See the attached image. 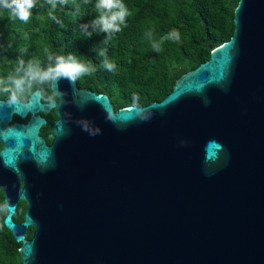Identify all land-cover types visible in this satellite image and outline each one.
Here are the masks:
<instances>
[{"label":"water","instance_id":"1","mask_svg":"<svg viewBox=\"0 0 264 264\" xmlns=\"http://www.w3.org/2000/svg\"><path fill=\"white\" fill-rule=\"evenodd\" d=\"M233 13L231 38L158 102L115 110L65 78L57 103L0 100L13 264H264V0ZM51 107L48 147L35 113Z\"/></svg>","mask_w":264,"mask_h":264},{"label":"trees","instance_id":"2","mask_svg":"<svg viewBox=\"0 0 264 264\" xmlns=\"http://www.w3.org/2000/svg\"><path fill=\"white\" fill-rule=\"evenodd\" d=\"M122 2L130 15L121 31L111 34L92 25L98 15L97 0H55L54 9L47 0H35L27 22L0 8V93L26 98L51 81L25 77L29 63L47 71L57 56L67 60L72 54L89 68L75 78L77 87L106 94L115 110L158 102L179 77L207 61L215 47L231 38L238 0ZM171 31L178 32L180 39L162 41ZM152 43H159L161 50L154 51ZM101 50L105 56L99 55ZM105 58L115 65L112 71L102 66ZM20 78L25 83L18 89L12 81ZM3 198L0 190V205ZM25 209L21 201L13 217L16 223L22 222ZM6 213L0 211V264H13L10 256L16 241L3 224Z\"/></svg>","mask_w":264,"mask_h":264},{"label":"clouds","instance_id":"3","mask_svg":"<svg viewBox=\"0 0 264 264\" xmlns=\"http://www.w3.org/2000/svg\"><path fill=\"white\" fill-rule=\"evenodd\" d=\"M47 2L52 5L53 9L56 7L55 0H47ZM34 6L35 0H0V8L9 10L13 17L18 18L23 22H27L29 20L31 16V9ZM95 9L98 12V15L92 21V25L94 27H99L100 31L106 34L121 31V25L125 22L126 17L130 15L129 10L123 4L122 0H97ZM88 35L90 36L91 33H88ZM179 39L180 34L176 31H171L166 36L162 37V41H178ZM152 47L154 51L159 52L161 50L159 43H152ZM99 55L105 56V50H101ZM102 66L108 71H112L115 67V65L107 58L103 60ZM91 71H95V69L92 68ZM88 72V67L78 63L75 56L69 54L67 60L64 56H57L55 59V65L50 66L47 71L34 69L31 63H29L24 75L31 80H39L41 82L51 80L57 82L58 84V81L61 78L74 82L78 75ZM12 83L19 89L24 85L25 80L23 78L14 79ZM98 132L99 130L97 129L96 132L92 134L95 135ZM0 211H11V205L8 203L0 205Z\"/></svg>","mask_w":264,"mask_h":264},{"label":"flooded vegetation","instance_id":"4","mask_svg":"<svg viewBox=\"0 0 264 264\" xmlns=\"http://www.w3.org/2000/svg\"><path fill=\"white\" fill-rule=\"evenodd\" d=\"M51 82L49 84L42 83L37 88L33 89L26 98H22L21 96H17L15 94H12L11 92H5L0 93V100H4L7 97V94L10 96L12 100L18 99L22 103H26L30 94L33 93L36 89L40 91V102L41 104H48L49 100L52 99L55 103L58 102V97L53 94L51 91ZM85 89V88H80ZM94 92V91H93ZM24 97V96H23ZM35 116H40L44 120H46V123L40 127L39 129V136L43 139L45 144L49 147L51 145L52 139L48 137L52 125L57 121L58 116L55 113V107H51L50 110L47 113L38 111L35 113ZM30 118V113H27L24 118L19 117L15 113L12 114L11 120L6 123L7 126H12L13 123H19V124H26ZM0 190L2 191L3 195V189L0 187Z\"/></svg>","mask_w":264,"mask_h":264}]
</instances>
